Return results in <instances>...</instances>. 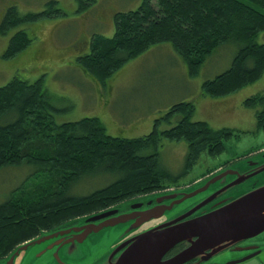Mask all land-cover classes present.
Instances as JSON below:
<instances>
[{"label":"trees","instance_id":"1","mask_svg":"<svg viewBox=\"0 0 264 264\" xmlns=\"http://www.w3.org/2000/svg\"><path fill=\"white\" fill-rule=\"evenodd\" d=\"M90 3L94 0H78L79 11L88 9ZM62 15L57 0H50L37 13L22 14L12 5L0 22V34ZM261 32L264 0H142L137 9L117 14L112 37L95 34L90 52L78 61L84 72L103 82L124 63L170 43L190 76H196L218 48L236 42L241 48L230 68L202 85L207 97H226L264 75V43L257 41ZM32 41L25 29L16 30L3 57H16ZM46 89L43 77L35 82L13 79L0 87V170L29 165L35 175L44 177L31 186L23 184L0 203V257L42 232L64 230L79 218L161 191L165 183L188 173L203 152H224L225 142L234 135L230 129H214L207 122L192 120L195 105L186 101L156 119L151 133L114 137L98 117L58 123L54 114L59 108L49 100ZM243 104L256 111L257 130L264 131V95L251 96ZM175 118L171 128H160L163 120L170 124ZM164 140L188 144L180 175L161 164ZM98 172L114 175L115 180L86 195L71 192L83 178Z\"/></svg>","mask_w":264,"mask_h":264},{"label":"rangeland","instance_id":"2","mask_svg":"<svg viewBox=\"0 0 264 264\" xmlns=\"http://www.w3.org/2000/svg\"><path fill=\"white\" fill-rule=\"evenodd\" d=\"M49 1L0 0V22L12 5L22 14L37 13L44 10ZM57 1L64 15L38 20L13 29L8 35L0 34V87L13 79L35 82L43 77L49 100L59 108L54 114L58 123L98 117L109 135L122 138H138L151 133L156 119L165 117L173 105L193 102L192 120L207 122L214 129H230L234 135L225 142V150L219 156L203 152L183 180L264 145V131L257 130L256 111L243 104L251 96L264 95V75L226 97H207L202 92L206 80L230 68L240 44L230 42L218 48L196 76H190L186 63L170 43L157 45L124 63L102 82L94 74L84 72L78 60L90 52L95 34L112 37L117 14L137 9L142 0H94L84 11H79L78 0ZM21 28L33 38L32 43L16 57L4 58L11 36ZM257 41L264 43V32L258 35ZM176 121L177 118L169 124L163 120L160 128L169 129ZM188 151L185 141L164 140L162 166L174 174L183 173ZM34 170L29 165L0 170V203L23 184L31 186L44 178L35 175ZM114 180V175L98 172L83 178L71 192L86 195ZM167 183L162 190L173 186ZM128 202H123L121 207ZM120 227L122 235L109 244L97 241L95 246H90L89 253L98 251L94 259L128 234L124 226Z\"/></svg>","mask_w":264,"mask_h":264},{"label":"flooded vegetation","instance_id":"3","mask_svg":"<svg viewBox=\"0 0 264 264\" xmlns=\"http://www.w3.org/2000/svg\"><path fill=\"white\" fill-rule=\"evenodd\" d=\"M218 156H213V158ZM191 171L186 174L183 173L176 182L172 183L173 186L169 189L131 198L128 199L129 202L123 207H121L122 202L102 211L117 209L118 213L114 216L143 212L158 207L159 203L157 200L166 195L190 189L187 194L201 190L200 193L185 199L182 203H178V201L183 198L184 193L174 199L163 200L160 203L161 208H159L163 214L159 218H155V213L154 216L142 223L143 217L136 214L134 219H128L124 223L85 234L84 231L89 224H92L87 221L88 217L98 213L91 214L77 219L72 226L64 228L69 229L76 226L84 228L82 231H71L65 234L57 233V231L42 232L36 238L20 245L19 250L16 251L15 249L10 254L0 257V264H115L121 252L127 246L126 243L140 233L159 228L166 225V223L173 225L177 222L193 219L230 203L247 193L249 194L259 188H263L264 145L249 149L247 152L234 158L226 159L218 165L209 166L201 174L192 176L189 180H183ZM137 204L141 205L133 208V205ZM171 205L173 206L170 210L168 208ZM106 219L94 223L99 225ZM120 225L124 226L130 235H126L118 242H114L112 246L107 248L105 253L99 254L94 259L98 255V251L95 249L89 253L90 246H95L97 241L109 244L120 237L122 235ZM124 245L126 246L123 247ZM190 245L189 241L175 245L164 256L163 260L165 261L178 255ZM182 264H264V230L249 237L224 242L217 247L208 248L202 254Z\"/></svg>","mask_w":264,"mask_h":264},{"label":"water","instance_id":"4","mask_svg":"<svg viewBox=\"0 0 264 264\" xmlns=\"http://www.w3.org/2000/svg\"><path fill=\"white\" fill-rule=\"evenodd\" d=\"M188 191H179L178 194H170L159 198L157 200L158 207L143 212L114 216L118 213V210L114 209L90 216L87 221L92 224H89L84 233L97 232L105 227L124 223L128 219H134L136 214L143 217L142 223L154 216L155 213V218H159L163 214L159 209L163 200L174 199L184 193L183 198L178 201V203H182L185 199L200 193L201 190L187 194ZM140 205H133V208ZM172 206L168 209L171 210ZM105 218L107 219L99 225L94 223ZM83 229L75 226L57 231V233L80 232ZM262 230H264V187L193 219L177 222L173 225L166 223V225L159 228L140 233L129 240L126 243L127 246H123L126 247L115 264H182L202 254L208 248L217 247L224 242L249 237ZM127 235H130V233L128 232ZM185 241H189L190 247L168 260H163L164 256L175 245ZM19 249L20 246L16 248V251Z\"/></svg>","mask_w":264,"mask_h":264}]
</instances>
